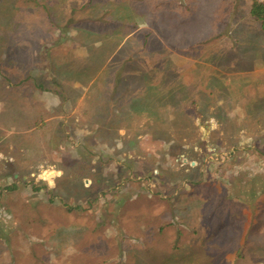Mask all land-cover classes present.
Segmentation results:
<instances>
[{
	"label": "rangeland",
	"instance_id": "1",
	"mask_svg": "<svg viewBox=\"0 0 264 264\" xmlns=\"http://www.w3.org/2000/svg\"><path fill=\"white\" fill-rule=\"evenodd\" d=\"M252 2L0 0V264H264Z\"/></svg>",
	"mask_w": 264,
	"mask_h": 264
},
{
	"label": "trees",
	"instance_id": "2",
	"mask_svg": "<svg viewBox=\"0 0 264 264\" xmlns=\"http://www.w3.org/2000/svg\"><path fill=\"white\" fill-rule=\"evenodd\" d=\"M251 14L261 23L264 29V1L253 0L251 6ZM38 189V188H37Z\"/></svg>",
	"mask_w": 264,
	"mask_h": 264
},
{
	"label": "crops",
	"instance_id": "3",
	"mask_svg": "<svg viewBox=\"0 0 264 264\" xmlns=\"http://www.w3.org/2000/svg\"><path fill=\"white\" fill-rule=\"evenodd\" d=\"M1 153V152H0ZM3 160L1 159V154H0V162H2Z\"/></svg>",
	"mask_w": 264,
	"mask_h": 264
},
{
	"label": "built area",
	"instance_id": "4",
	"mask_svg": "<svg viewBox=\"0 0 264 264\" xmlns=\"http://www.w3.org/2000/svg\"><path fill=\"white\" fill-rule=\"evenodd\" d=\"M259 1H264V0H259Z\"/></svg>",
	"mask_w": 264,
	"mask_h": 264
}]
</instances>
